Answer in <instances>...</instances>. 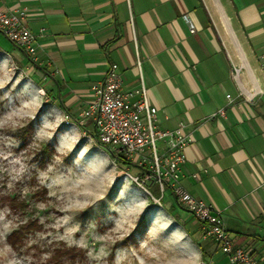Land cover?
<instances>
[{
	"label": "crops",
	"instance_id": "0c3cea01",
	"mask_svg": "<svg viewBox=\"0 0 264 264\" xmlns=\"http://www.w3.org/2000/svg\"><path fill=\"white\" fill-rule=\"evenodd\" d=\"M0 12L23 13L36 66L1 33L0 47L44 82L63 121L96 98L111 65L123 91L143 82L158 127L194 139L182 188L264 264V0H0ZM201 242L202 255L220 250Z\"/></svg>",
	"mask_w": 264,
	"mask_h": 264
},
{
	"label": "rangeland",
	"instance_id": "374dc122",
	"mask_svg": "<svg viewBox=\"0 0 264 264\" xmlns=\"http://www.w3.org/2000/svg\"><path fill=\"white\" fill-rule=\"evenodd\" d=\"M1 43V42H0ZM1 45V44H0ZM2 46V45H1ZM58 108L0 47V264H215L193 217ZM92 133V134H91Z\"/></svg>",
	"mask_w": 264,
	"mask_h": 264
},
{
	"label": "built area",
	"instance_id": "2783aa9c",
	"mask_svg": "<svg viewBox=\"0 0 264 264\" xmlns=\"http://www.w3.org/2000/svg\"><path fill=\"white\" fill-rule=\"evenodd\" d=\"M22 20L21 12H0V33L35 63V35L22 25ZM137 68L141 76L139 62ZM95 94L76 120L66 117L64 123L86 127L90 122L100 145L138 168L135 181L141 186L156 185L161 194L170 191L177 204L199 224L201 240L212 241L229 264H260L249 248L232 243L219 212L182 188L185 149L194 139L184 134L182 125L172 131L158 127L157 110L150 104L143 82L136 90L123 91L117 67L111 65Z\"/></svg>",
	"mask_w": 264,
	"mask_h": 264
},
{
	"label": "trees",
	"instance_id": "16d2710c",
	"mask_svg": "<svg viewBox=\"0 0 264 264\" xmlns=\"http://www.w3.org/2000/svg\"><path fill=\"white\" fill-rule=\"evenodd\" d=\"M26 59H27V61H28V63H29L30 65H34V66H36V64L33 63L28 57H27ZM80 129H82L84 132L86 131V127H80ZM91 129H92V128H91ZM92 131H93V129H92ZM91 134H92V133H91ZM91 136H92L93 138H95L96 143H97L100 147H102V148H104L105 150H107V151L110 153V155L116 159L118 165L120 166V168H121L122 170H126V171H127V170L130 168V166H135V165L132 164L131 162L125 161V160H123L120 156H117L115 153L109 151L108 148H106V147L100 145V144L97 142V140H96V136H95V134H94V131H93V134H92Z\"/></svg>",
	"mask_w": 264,
	"mask_h": 264
}]
</instances>
